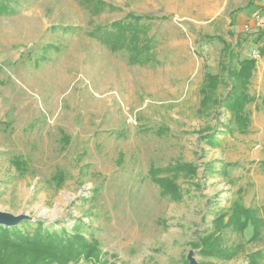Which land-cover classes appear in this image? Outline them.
I'll return each mask as SVG.
<instances>
[{
  "label": "rangeland",
  "instance_id": "rangeland-1",
  "mask_svg": "<svg viewBox=\"0 0 264 264\" xmlns=\"http://www.w3.org/2000/svg\"><path fill=\"white\" fill-rule=\"evenodd\" d=\"M102 1L0 0V211L54 229L82 221L106 264H249L256 251L264 264V229L255 240L251 226L217 231L235 201L264 223V41L235 25L244 9L264 27V0ZM132 15L153 40L145 65L102 42L103 28ZM217 36L241 58L259 54L244 134L226 129V109H199L206 65L220 72ZM212 233L235 256L201 255Z\"/></svg>",
  "mask_w": 264,
  "mask_h": 264
},
{
  "label": "trees",
  "instance_id": "trees-1",
  "mask_svg": "<svg viewBox=\"0 0 264 264\" xmlns=\"http://www.w3.org/2000/svg\"><path fill=\"white\" fill-rule=\"evenodd\" d=\"M105 5L102 0L98 4ZM250 0L248 5H251ZM2 11H7L6 4L0 5ZM131 19L116 20L109 28H103L101 35L102 42L113 51L128 49L130 64L145 65L154 60L151 53L152 37L141 38L142 33H147L145 26L141 24L142 16L132 15ZM234 22V18H232ZM218 37V36H217ZM223 42L222 59L219 60L220 72L214 73L208 70L204 74V80L200 87L201 110L209 108V114L219 108L226 109L231 113L229 123L225 125L231 132L238 131L242 134L248 132L249 116L246 113V106L255 100L250 94V84L256 69V59L252 56L240 57L234 45L222 37ZM239 38V37H238ZM241 39V40H240ZM264 41V28H258L253 35L252 42ZM243 38L236 41L238 47H242ZM259 51L264 55V45L259 46ZM221 87L226 89L221 93ZM213 131V130H212ZM210 131L204 137L208 142L215 144L217 135ZM264 165V162L262 163ZM190 169L194 170L191 164ZM181 167L175 166V173L180 172ZM161 170H154L153 176L158 181L164 193L170 194L174 199L182 195L179 186L168 177H159ZM228 215L227 219L225 217ZM262 217L256 209L246 207L242 202L235 201L230 212H223L217 216V231L224 227L232 231L244 232L252 227V240L259 238L264 229ZM84 223L76 222L68 228H48L45 222L37 220H23L19 225H0V264H71L79 263L81 260L93 264H106L101 258V250L95 238H89L83 230ZM222 237L213 233L206 238H201L200 254L230 259L235 256L239 249H224L221 246ZM240 247V246H239ZM250 263L259 264L257 258L263 257L261 251L250 253ZM249 263V264H250ZM188 264V261H185Z\"/></svg>",
  "mask_w": 264,
  "mask_h": 264
},
{
  "label": "crops",
  "instance_id": "crops-1",
  "mask_svg": "<svg viewBox=\"0 0 264 264\" xmlns=\"http://www.w3.org/2000/svg\"><path fill=\"white\" fill-rule=\"evenodd\" d=\"M249 2H250V0H249ZM249 2L246 5V7H248V9L254 3L253 2L251 5H248ZM255 3L256 4H260L258 1H256ZM243 10L242 11H239L238 15H235V25L236 24H239V23L245 22L244 26H245V29L246 30L250 28L249 25H251L252 27H256V28H264V27H262V23L258 21L257 16L256 17L255 16L253 17L252 15H250V13H248V11L247 12H244ZM244 13H246V14H244ZM231 22H232V19H231ZM257 22H259V24ZM237 37H239V36H237Z\"/></svg>",
  "mask_w": 264,
  "mask_h": 264
},
{
  "label": "water",
  "instance_id": "water-1",
  "mask_svg": "<svg viewBox=\"0 0 264 264\" xmlns=\"http://www.w3.org/2000/svg\"><path fill=\"white\" fill-rule=\"evenodd\" d=\"M24 220V216H14L12 214L0 211V225L4 226H14L19 225ZM191 264H198L192 256L189 257Z\"/></svg>",
  "mask_w": 264,
  "mask_h": 264
},
{
  "label": "built area",
  "instance_id": "built-area-1",
  "mask_svg": "<svg viewBox=\"0 0 264 264\" xmlns=\"http://www.w3.org/2000/svg\"><path fill=\"white\" fill-rule=\"evenodd\" d=\"M257 23L259 24V22H257ZM252 57L255 58V59H257V58H259V54H258L257 52L254 51Z\"/></svg>",
  "mask_w": 264,
  "mask_h": 264
},
{
  "label": "bare ground",
  "instance_id": "bare-ground-1",
  "mask_svg": "<svg viewBox=\"0 0 264 264\" xmlns=\"http://www.w3.org/2000/svg\"><path fill=\"white\" fill-rule=\"evenodd\" d=\"M214 5V4H213Z\"/></svg>",
  "mask_w": 264,
  "mask_h": 264
}]
</instances>
